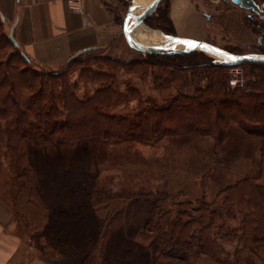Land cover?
I'll return each instance as SVG.
<instances>
[{
  "label": "trees",
  "instance_id": "trees-1",
  "mask_svg": "<svg viewBox=\"0 0 264 264\" xmlns=\"http://www.w3.org/2000/svg\"><path fill=\"white\" fill-rule=\"evenodd\" d=\"M153 20L166 33H177L171 10ZM92 52L77 55L65 69H37L9 38L0 16V142L15 165L27 144L154 143L169 134L200 133L214 137L218 150L238 127L261 140L258 170L217 193L220 206L240 219L231 228L221 222L216 201L205 203L203 214L186 215L180 208L172 217L163 207L165 196L152 191H97L99 198L85 201L81 213L53 214L33 196L23 169L15 174V204L31 222L38 248L58 240L83 252L82 264H264V63L243 64L250 88L244 90L230 85L229 65L204 51L130 59ZM124 74L150 79L159 90L172 86L175 93L133 115L113 114L117 105L142 101V89Z\"/></svg>",
  "mask_w": 264,
  "mask_h": 264
},
{
  "label": "rangeland",
  "instance_id": "rangeland-1",
  "mask_svg": "<svg viewBox=\"0 0 264 264\" xmlns=\"http://www.w3.org/2000/svg\"><path fill=\"white\" fill-rule=\"evenodd\" d=\"M109 1L121 17L117 38L114 46L93 52L130 59L140 52L136 49L127 52L123 44L124 17L132 0ZM203 1L204 4L200 0V8L196 10L186 0H179L180 4L178 0H162L157 13L150 16L144 24L152 30L162 32L165 42L170 35H196L222 47L237 46L244 52L264 47L258 41L260 32L252 27L253 23L260 20L256 14L251 18L250 10L231 0H221L218 9L209 5L206 0ZM172 8L177 33L168 34L155 26L153 17L161 10L170 11ZM117 45L120 48L117 49ZM212 56L216 59V56ZM67 64L61 69H65ZM124 76L142 89V101L139 102L137 98L117 105L111 109L113 114L133 115L147 103L163 102L176 90L172 86L159 90L150 79L142 80L128 74ZM261 145L259 137L247 135L235 127L218 150L215 148L214 137L200 133L169 134L154 143L127 140L101 144L93 140L80 145L27 144L21 160L15 165L6 145L0 142V193L10 203L16 220L24 224L22 233L29 238V246L38 248L33 240L34 229L31 222L15 204V196L20 191L15 177L23 169L30 174L31 193L53 214L81 213L85 201L99 198V194L95 193L97 191H103L106 196L152 191L165 196L163 207L171 210L172 217L177 215L180 208L188 210L185 211L186 215H200L203 214L201 207L205 203L216 201L214 206L221 205L223 200L216 197L222 188L258 170ZM220 210L221 222L231 228L239 227L240 219L237 215L228 214L221 206ZM145 218L146 212H143L139 221L143 223ZM23 224L20 223L21 227ZM13 227L16 228L17 224ZM233 246L231 244L228 247ZM65 250L82 260L83 252L63 246L58 240L43 249L47 256L59 260L65 259ZM31 251L29 249L30 253Z\"/></svg>",
  "mask_w": 264,
  "mask_h": 264
},
{
  "label": "crops",
  "instance_id": "crops-1",
  "mask_svg": "<svg viewBox=\"0 0 264 264\" xmlns=\"http://www.w3.org/2000/svg\"><path fill=\"white\" fill-rule=\"evenodd\" d=\"M110 4L109 0H83L80 12L68 0H0V16L35 67L58 70L72 55L114 46L119 24ZM16 219L0 193V264H82L70 251L65 250V259L59 260L30 247L22 233L25 226Z\"/></svg>",
  "mask_w": 264,
  "mask_h": 264
},
{
  "label": "water",
  "instance_id": "water-1",
  "mask_svg": "<svg viewBox=\"0 0 264 264\" xmlns=\"http://www.w3.org/2000/svg\"><path fill=\"white\" fill-rule=\"evenodd\" d=\"M133 1L134 0L131 1V6L124 17V24H123V43L126 47L127 52H133L135 49L140 51L138 55L132 58H139L142 57L143 55L147 56L150 54L156 55V54H166V53L192 52V51L200 50L216 56L214 62L217 64L234 66V65H243L247 63H264V52H260V51L242 52V53L234 52L222 46H219L213 42L194 36L170 35L171 43L164 45H160V44L146 45V44L133 43L131 34L134 28L141 23H145L150 16L156 14L162 0H156L153 7L146 9L145 11H143V13L138 14L137 16L133 14V9H132ZM232 1L236 4H240L241 6L247 9H252L253 11L258 12L260 14L264 13L263 8L256 0H232ZM131 17L134 18V21L132 22V24L129 25V19ZM9 38L13 41L15 45H18V42L15 39L12 32L9 33ZM178 42H188L189 44H191V48L183 49V50L180 49L175 50L176 43ZM23 55L24 57L29 59V57L25 53H23ZM77 55H72L69 58L68 63H70Z\"/></svg>",
  "mask_w": 264,
  "mask_h": 264
},
{
  "label": "bare ground",
  "instance_id": "bare-ground-1",
  "mask_svg": "<svg viewBox=\"0 0 264 264\" xmlns=\"http://www.w3.org/2000/svg\"><path fill=\"white\" fill-rule=\"evenodd\" d=\"M155 1L156 0H136V1L134 0L132 4L133 14L137 16L138 14L143 13V11H145L146 9L153 7L155 4ZM133 21H134V18L131 17L129 19V25L132 24ZM162 36H163L162 32L157 31V30H152L148 28L144 23H141L138 26H136L131 34L133 43L146 44V45H152V44L164 45V44L171 43L170 37L165 42V40L162 39ZM160 39L162 40L160 41ZM188 48H191V44H189L188 42H178L176 43L175 50H178V49L183 50V49H188Z\"/></svg>",
  "mask_w": 264,
  "mask_h": 264
},
{
  "label": "built area",
  "instance_id": "built-area-1",
  "mask_svg": "<svg viewBox=\"0 0 264 264\" xmlns=\"http://www.w3.org/2000/svg\"><path fill=\"white\" fill-rule=\"evenodd\" d=\"M72 9L83 12V0H68ZM229 83L233 87L249 90L248 76L243 65L229 67ZM255 79V77L253 78Z\"/></svg>",
  "mask_w": 264,
  "mask_h": 264
},
{
  "label": "flooded vegetation",
  "instance_id": "flooded-vegetation-1",
  "mask_svg": "<svg viewBox=\"0 0 264 264\" xmlns=\"http://www.w3.org/2000/svg\"><path fill=\"white\" fill-rule=\"evenodd\" d=\"M187 1L191 5H194L195 8H196V10H199V8H200V0H187ZM256 1L261 5V7L264 10V0H256ZM206 2L209 5L211 4L212 6L216 7V9H218L220 7L221 0H206ZM201 3L204 4L205 2L203 0H201ZM237 5H240V4H237ZM188 6L190 7L189 4H188ZM241 7H243V6H241ZM243 8H245V7H243ZM247 10H250L251 11V14L249 15L251 18H253V16H252L253 14L254 15L256 14L257 18L260 19V20H257L255 23H253L252 24V27H254V29H256L258 32H260L261 37H260V39L258 41L261 43V45L264 46V43H263V41H264V37H263V34H264V13L263 14H260L258 12L253 11L252 9H247ZM256 51L264 52V47L262 49L261 48H256ZM240 53H242V52H240Z\"/></svg>",
  "mask_w": 264,
  "mask_h": 264
}]
</instances>
